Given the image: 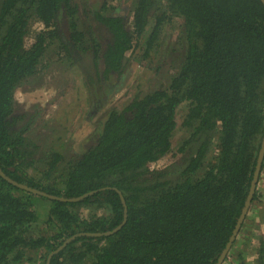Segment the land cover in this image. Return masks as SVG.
<instances>
[{
    "label": "trees",
    "instance_id": "obj_1",
    "mask_svg": "<svg viewBox=\"0 0 264 264\" xmlns=\"http://www.w3.org/2000/svg\"><path fill=\"white\" fill-rule=\"evenodd\" d=\"M84 1L0 0L1 168L57 196L100 189L62 201L0 175V264H46L70 236L117 227L124 207L116 189L128 207L122 228L77 236L50 264H215L241 213L264 134V4L132 0L130 14L122 15L107 1L80 10ZM33 20L44 28L27 46ZM173 31L181 49L164 51ZM143 39L141 56L168 65L166 83L137 87L124 107L105 108L81 149L68 157L54 146L41 150L27 136L34 114L26 116L15 92L38 74L52 43L60 42L71 63L85 68L89 103L108 98L113 85L105 82L126 77ZM89 52L86 62L82 54ZM23 119L25 126H18ZM178 127L188 135L174 148ZM179 153L177 164H159ZM263 174L264 162L249 213L222 264H248V221L260 209ZM255 256L264 264V243Z\"/></svg>",
    "mask_w": 264,
    "mask_h": 264
},
{
    "label": "rangeland",
    "instance_id": "obj_2",
    "mask_svg": "<svg viewBox=\"0 0 264 264\" xmlns=\"http://www.w3.org/2000/svg\"><path fill=\"white\" fill-rule=\"evenodd\" d=\"M104 1L116 6L115 10L112 9L114 13L129 15L131 12L132 0H85L80 10L85 8L87 11L88 8L91 9L97 3L99 5L96 8H99ZM68 26V24L64 26L63 32L68 33ZM43 28L44 24L41 22L32 21L30 33L25 38L27 46L32 45L36 35ZM95 33H103V36L100 37L107 38L104 32L99 29L95 30ZM175 34L177 31L168 39L169 46H163L161 49L164 48V51L166 49L170 51L172 48L181 49L175 41L177 36ZM59 43L54 42L49 46L38 74L18 87L15 92L16 101L24 103V110L34 114L33 120L26 128V134L28 137L30 135V138L40 146L41 150L54 146L62 150L66 157L70 156L73 151L81 149L79 144L84 141V137L92 133L95 121L105 108L110 105L124 107L137 87L141 89L150 87L152 89L167 82L168 65L158 59L141 56L145 46L143 39L141 48L132 54L128 52L129 55L131 54V62L126 77L115 84L109 83V81L105 82L108 86L113 85L107 90L109 92L108 98L102 96V99H91L88 103V96L92 95L90 88L87 89L89 82L86 83L87 79L80 73L85 68L82 65L83 68L71 63L72 61L67 58L65 52L60 50L61 45ZM83 56L86 62L90 61V52L82 54ZM82 64L92 71L93 67H90L89 64ZM158 66H161L160 69H157ZM171 71L174 72L175 68L173 67ZM99 99L101 101H98ZM97 101L100 103L99 105L96 104ZM26 123L23 122L24 126ZM186 135H188V130L182 127L176 129L173 137L174 148L182 144ZM89 143L91 141L85 142L84 145ZM179 157L180 153L169 155L162 159L159 164H177ZM260 191L263 193L260 209L256 214L253 211L255 215L251 213L248 221L249 234L251 235L248 243L250 245V254L247 257L248 264H257L255 254L260 244L264 243V181L260 184Z\"/></svg>",
    "mask_w": 264,
    "mask_h": 264
},
{
    "label": "water",
    "instance_id": "obj_3",
    "mask_svg": "<svg viewBox=\"0 0 264 264\" xmlns=\"http://www.w3.org/2000/svg\"><path fill=\"white\" fill-rule=\"evenodd\" d=\"M264 4V0H261ZM264 162V134H263V137H262V141H261V146H260V149H259V153H258V157H257V161H256V166H255V170H254V173H253V178L251 180V184H250V188H249V191H248V194H247V197L245 199V202H244V205L242 207V210H241V213L239 215V218L237 220V223L235 225V228L225 246V248L223 249L221 255L219 256L218 258V261L215 263V264H222L227 256V254L229 253V251L231 250L232 248V245L235 241V239L237 238L239 232H240V229L242 227V224L243 222L245 221L248 213H249V210L251 208V205H252V201H253V197H254V194L256 192V188H257V184H258V181H259V177H260V172H261V169H262V164ZM0 175L6 179L9 183L15 185V186H18L19 188L21 189H24V190H27V191H31L33 193H37V194H40V195H44V196H48L52 199H58V200H62V201H79V200H82L83 198H85L86 196L88 195H91L97 191H99L98 189L97 190H93V191H89L83 195H80V196H75V197H65V196H57V195H53V194H49L43 190H40V189H37L35 187H32V186H29L25 183H22V182H19L15 179H13L12 177H10L0 166ZM117 192L119 193L120 197H121V201H122V204H123V207H124V212H123V220L122 222L115 228H113L112 230H107V231H103V232H80V233H77V234H74L72 236H70L69 238L65 239L55 250H53L48 258H47V262L46 264H50V260L52 258V256L61 251L68 243H70L72 240H74L77 236H80V235H89V236H102V235H110L116 231H118L119 229L122 228V226L126 223L127 221V217H128V207H127V204H126V200H125V197L122 193L121 190L119 189H116Z\"/></svg>",
    "mask_w": 264,
    "mask_h": 264
},
{
    "label": "flooded vegetation",
    "instance_id": "obj_4",
    "mask_svg": "<svg viewBox=\"0 0 264 264\" xmlns=\"http://www.w3.org/2000/svg\"><path fill=\"white\" fill-rule=\"evenodd\" d=\"M24 105H25V104H24ZM25 111H26V112H25L26 116L30 114V112H29L28 110H25ZM22 112H23V111H21L20 113H22ZM23 122H25V119L20 120V121L18 122V126L22 125Z\"/></svg>",
    "mask_w": 264,
    "mask_h": 264
}]
</instances>
